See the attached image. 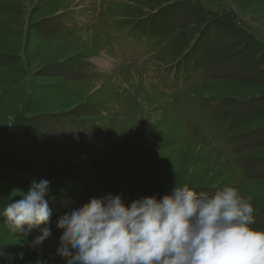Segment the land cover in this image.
<instances>
[{"label": "rangeland", "instance_id": "1", "mask_svg": "<svg viewBox=\"0 0 264 264\" xmlns=\"http://www.w3.org/2000/svg\"><path fill=\"white\" fill-rule=\"evenodd\" d=\"M263 4L0 0V264H66L61 218L183 185L238 189L264 231ZM44 180L49 222L11 233Z\"/></svg>", "mask_w": 264, "mask_h": 264}, {"label": "clouds", "instance_id": "2", "mask_svg": "<svg viewBox=\"0 0 264 264\" xmlns=\"http://www.w3.org/2000/svg\"><path fill=\"white\" fill-rule=\"evenodd\" d=\"M49 184H33L5 208L11 233L27 235L49 222ZM254 217L250 198L233 187L207 194L176 186L160 200L129 206L107 195L60 219L57 255L66 264H264V231L253 229ZM49 235L45 229L34 243Z\"/></svg>", "mask_w": 264, "mask_h": 264}, {"label": "bare ground", "instance_id": "3", "mask_svg": "<svg viewBox=\"0 0 264 264\" xmlns=\"http://www.w3.org/2000/svg\"><path fill=\"white\" fill-rule=\"evenodd\" d=\"M262 3H263V2H262ZM263 5H264V4H263ZM80 33H81L80 35H81L83 41L88 40V39H90V37H92L91 34H83L84 31H81ZM127 79H128V78L123 79V82H127V83H128V81L131 82L130 80H127ZM126 80H127V81H126ZM134 81H135V80H134ZM196 87H197V86H196ZM153 111H154V110H153ZM155 111H156V110H155ZM155 111H154V112H155ZM162 119H163V118H162ZM76 141H77V140H76Z\"/></svg>", "mask_w": 264, "mask_h": 264}]
</instances>
